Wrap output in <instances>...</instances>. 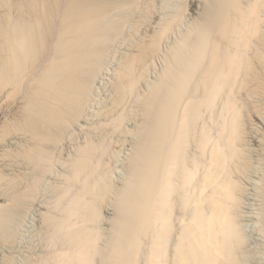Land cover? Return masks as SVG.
I'll return each instance as SVG.
<instances>
[{
  "label": "clouds",
  "instance_id": "9594fccd",
  "mask_svg": "<svg viewBox=\"0 0 264 264\" xmlns=\"http://www.w3.org/2000/svg\"><path fill=\"white\" fill-rule=\"evenodd\" d=\"M0 264H264V0H0Z\"/></svg>",
  "mask_w": 264,
  "mask_h": 264
}]
</instances>
